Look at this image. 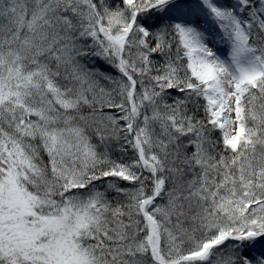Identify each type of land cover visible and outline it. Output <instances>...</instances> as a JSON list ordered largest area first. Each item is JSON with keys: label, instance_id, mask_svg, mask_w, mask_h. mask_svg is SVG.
Here are the masks:
<instances>
[{"label": "snow or ice", "instance_id": "1", "mask_svg": "<svg viewBox=\"0 0 264 264\" xmlns=\"http://www.w3.org/2000/svg\"><path fill=\"white\" fill-rule=\"evenodd\" d=\"M0 264H264V0H0Z\"/></svg>", "mask_w": 264, "mask_h": 264}]
</instances>
